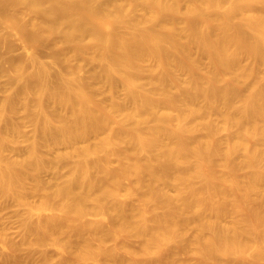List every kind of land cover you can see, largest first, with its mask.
<instances>
[{"label": "bare ground", "instance_id": "1", "mask_svg": "<svg viewBox=\"0 0 264 264\" xmlns=\"http://www.w3.org/2000/svg\"><path fill=\"white\" fill-rule=\"evenodd\" d=\"M0 27V196L28 210L1 264L264 263V0H0Z\"/></svg>", "mask_w": 264, "mask_h": 264}, {"label": "rangeland", "instance_id": "2", "mask_svg": "<svg viewBox=\"0 0 264 264\" xmlns=\"http://www.w3.org/2000/svg\"><path fill=\"white\" fill-rule=\"evenodd\" d=\"M1 32H4L3 31V28L2 27H0V34H2ZM19 46V47H18ZM22 48V46H20V44H18L16 47H15V49L13 50V52H12V54L10 55L9 54V56H14V57H23V56H20V55H22V54H24V52H23V50L21 49ZM45 48V47H44ZM43 48V49H44ZM18 49V50H17ZM41 49L40 50V59L43 61V62H46L47 64H52V60H53V58H52V53L50 54V52H51V50L49 49L48 50V48L46 47V49ZM47 50V51H46ZM42 52V53H41ZM48 53H49V55H48ZM8 56V55H7ZM74 61V60H73ZM74 63V62H73ZM76 63V62H75ZM90 68V67H89ZM85 70H87V72L88 71H90L91 70V68L90 69H88V68H85ZM85 70H84V72H85ZM86 72V73H87ZM2 76H0V97L1 96H3V94H4V90L5 89H7V88H4L3 86L5 85V87H7V85H8V82H7V79L5 78V77H2ZM2 85V86H1ZM3 88V89H2ZM2 92V93H1ZM101 98H105V95H102L101 96ZM119 98L120 99H124L125 98V92H124V90H122V89H120V91H119ZM16 117H17V120H18V124L20 123V124H22L21 126H22V128H23V126L25 125L26 127L24 128V129H22V134H23V138H22V136L19 138V143H18V145H17V149L15 150V151H12V152H9L10 153V157H12V156H14L15 158L17 157L18 158V156L19 157H22L21 155H23V153H22V151H24L27 147V142H26V139L27 138H31V137H33V135H34V130H32L34 127L28 122V121H26V118L24 117V115L22 116V114L20 115H16L15 116V119H16ZM22 117H23V119H22ZM25 118V119H24ZM14 119V120H15ZM22 119V120H21ZM19 121H21V122H19ZM24 122H26L25 124H24ZM28 122V123H27ZM29 124V125H28ZM28 125V126H27ZM31 125V126H30ZM33 127V128H32ZM33 132V134H31L30 135V133H32ZM24 133H26V134H24ZM29 134V135H28ZM25 139V140H24ZM22 140H23V142H22ZM65 150V148L64 147H60V148H58V150L56 151L57 153H59V152H62V151H64ZM16 152H18V153H20L19 155H18V153H16ZM9 153L7 154L8 156H9ZM15 153V154H14ZM12 155V156H11ZM13 157V158H14ZM111 165L113 166V168H118L119 167V163L117 162V161H112V163H111ZM219 170V172H224L225 170L223 169V168H219L218 169ZM65 171V170H64ZM63 173H66V171L65 172H63ZM52 175L50 174V173H44L43 175H42V178H43V180H46L47 182H49V180L50 181H52L53 180V178L51 177ZM45 181V182H46ZM198 183V182H197ZM172 194H175V192L173 191V190H171L170 191ZM36 200V198H30V201H35ZM134 201L135 202H137V198H134ZM27 208L26 207H24V206H22V205H19L16 201H14V200H11V199H9V200H7V199H2L1 198V196H0V233H2L3 235H5L8 239H10V240H12L13 242H18V243H21L22 242V240H23V238H24V230H23V222H24V220L27 218ZM162 212V210L161 209H159L158 210V213H161ZM90 220H92V221H96V218H90ZM104 221H106L105 219H104ZM195 235V230L192 228V227H190L189 228V231H188V239H191V238H193V236ZM23 237V238H22ZM113 237L115 238V239H110L108 242H107V244H106V247L107 248H113L114 246H115V244H116V239H119L120 237H121V235H120V233L117 231V230H114L113 231ZM128 244H129V246H130V248L132 249V250H139L140 249V247H141V243H140V241L138 240V239H134V238H131V239H129L128 240ZM24 251V250H23ZM22 251V252H23ZM21 252V254L19 255V257H20V259H21V261H22V263L23 264H34V262H35V264H37V263H39L40 261H41V257L40 256H38V255H35L34 253H31L29 250H27V251H25L24 253H22ZM25 253H27V254H29L28 256H25L26 254ZM32 255H31V254ZM23 254H24V256H25V258L27 259V257H29L28 258V261H27V263H26V259L25 258H23L24 256H23ZM35 255V256H34ZM124 255L126 256V257H128V260H129V262L130 263H132V256L130 255V254H128V253H125L124 252ZM31 256V257H30ZM33 256V257H32ZM34 257H37L38 258V260H37V258H35L34 259ZM54 257L55 258H57V255L55 254L54 255ZM0 258H1V255H0ZM31 258V259H30ZM152 257H149L148 259H150V260H153V259H151ZM32 259H34V260H32ZM31 260V262H29ZM40 260V261H39ZM185 260L186 261H188L190 264H199L198 262H197V258L193 255V254H189V255H187L186 257H185ZM38 261V262H37ZM2 263V260H0V264ZM40 263H42V261L40 262ZM39 263V264H40ZM240 263V262H239ZM206 264H209V263H206ZM236 264H238V263H236ZM245 264H253L251 261H247ZM262 264H264V263H262Z\"/></svg>", "mask_w": 264, "mask_h": 264}]
</instances>
